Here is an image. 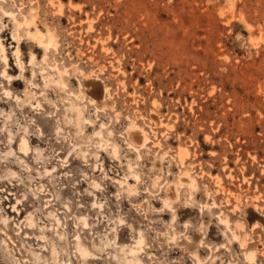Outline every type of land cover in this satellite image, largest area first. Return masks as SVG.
<instances>
[{
    "label": "rangeland",
    "instance_id": "1",
    "mask_svg": "<svg viewBox=\"0 0 264 264\" xmlns=\"http://www.w3.org/2000/svg\"><path fill=\"white\" fill-rule=\"evenodd\" d=\"M48 35L56 46L45 51L39 37ZM0 44V176L15 172L0 177L10 220L0 224V264H35L30 248L49 258L35 227L25 228L31 216L52 227L49 210L68 264H117L115 248L92 242L116 235V247L131 246L139 233L142 264H195L193 255L264 264V0H0ZM57 69L64 87L47 82ZM27 89L33 98L19 106ZM129 124L149 138L138 151L127 145ZM76 137L87 139L77 149ZM179 176L186 181L170 201ZM77 236L93 253L86 262L74 254Z\"/></svg>",
    "mask_w": 264,
    "mask_h": 264
},
{
    "label": "bare ground",
    "instance_id": "2",
    "mask_svg": "<svg viewBox=\"0 0 264 264\" xmlns=\"http://www.w3.org/2000/svg\"><path fill=\"white\" fill-rule=\"evenodd\" d=\"M26 22H27V20L25 21V23ZM36 35L38 36V35H40V33L37 32ZM39 39H41L40 40V43L43 45L45 51H47L49 48H51V49L52 48H55V46H56V42H55L53 36H51V35H48L46 37V41L45 42H42L43 36L39 37ZM0 46H1V44H0ZM2 51H3V49H2ZM3 61L6 62V57H3ZM64 73L65 72L63 70L61 71V70H58L57 69L58 80H56V81H50L48 79L47 82H49V84H51L52 87H54V88L64 87L65 84H64L63 79H62V76H63ZM2 74L4 76H6V72L5 71H3ZM43 78L47 79V77H44V76H43ZM8 79H10V77ZM104 89H108V88H104ZM104 89H102V90H104ZM102 92H104V91H102ZM4 93L6 95H9V92L8 91H5ZM64 94H65V92H64ZM71 95L73 96V94H71ZM90 95L92 96V94H90ZM58 97H60V99L62 101H64V102L67 101L68 106H69V109L71 111L75 112V117H77L76 119L78 120V118L80 117L81 113H80V111H78L77 108H75V106L73 104V100H71L69 98L64 99L63 98L64 96L62 97L61 95H59ZM32 98H33V94L27 89L25 91V94H24V99H19L18 97H16L15 100L17 101V104L19 106H22L23 104L28 103ZM102 99H104V98H102ZM93 101L91 102L89 100V102H91V104L94 103ZM102 101L103 100H101V102ZM30 106H32V105L30 104ZM38 106H39V104H38ZM100 107H101V105H100ZM77 125H78V121H77ZM4 128L6 129L8 135H9V137H8V143H10L12 141V134L10 133V130L7 129L6 126H4ZM127 129L128 130H127V132L125 134H127L126 135L127 136V139H126L127 140V145L130 148L138 151V149L140 150V148L145 147L146 144L149 142V138L146 135L147 133H145V131L142 130L141 128H139L137 125L129 124V127ZM25 130H26V128H24V131ZM56 130H58V128ZM110 134L111 133L108 132V135H110ZM76 138H77V142H78L77 145L74 147L76 149H77V146H79L81 143H84L87 140L86 138H83L84 139V142H81V141H79L78 137H76ZM111 148L113 149V154L116 155L117 154V146L115 144H113ZM18 150L22 154H28V152L30 151V144H29L28 139L25 136H22L21 137L20 142H19V145H18ZM12 152H13V150L11 149V146H9V152L6 153V155L11 154ZM36 152H37L36 154L38 156L41 155V153H40L39 150H36ZM97 154H98V152L94 150V156L96 158H97ZM78 155H79V157H81V159L82 158H85V152L80 151V148H78ZM186 156H187V150L184 147L183 148H179L178 149V152H177V157H178V161L180 162L181 165L183 164L184 159H185ZM43 173L46 174V175L47 174L48 175L51 174V172L49 170H47V169H45ZM43 173H41L40 171H36L35 174H36L37 177H40L41 175H43ZM14 175H15V172L13 170H11V169H8L6 171H3V174L0 177L1 178H5V177H8V176H14ZM187 178H188V180L185 183L189 186L190 190H192L193 187H194L193 181L190 180L189 177H187ZM177 180H178V182L176 183L175 186H169V187L167 186L168 188H166L167 189V199H169L170 201H172L177 196V187L178 186H182L184 184L183 182H184L185 179H183V181H182V179H180V176H179V178ZM20 185H22V186H24L26 188H29L28 187V184L26 182H21ZM91 185L93 186L94 189L98 187L97 184L94 183V182ZM120 185H122V183H120ZM43 188H44L43 185L36 186V191L37 192H41L43 190ZM31 192L32 191L30 190V194H31ZM31 195H32V199H34V198H36L37 193L35 192V193H32ZM49 202L50 201H47V203H49ZM94 205H96V204H94ZM165 205H167L166 201H165ZM13 206L14 205H12V209H14V211H15L16 209ZM99 207H101V206H99ZM18 211L19 210H17V212ZM46 217L52 219V221L54 223L52 225V227L38 225V223L36 224L35 221H34V219H33V217L31 216V217H28L26 219L25 228L28 227V229H31V228L35 227V229L38 231L37 233L39 235H35L34 234L33 237H35L38 240H41L42 243L48 244V246H49L48 247L49 248L48 249L49 258L47 260H42V258L40 257V255L37 252H35L33 249H31V248L28 250V252L30 253L31 257L33 258L35 264H39V263H41V264H47L48 263L49 264V262L51 264H56V263L57 264H68L65 261V258L64 257H67L68 258L69 257V254H67V251L64 248V246H61V244H65V240H66L63 231L60 230V228H59V226H61V221H60V219L57 217V215L52 210H49V211L46 212ZM76 218H78V217H76ZM77 220H79L81 222V225H82L81 227L82 228L88 229L89 231L91 230L90 224L87 222L86 218H84V217L80 218L79 217ZM9 222H10L9 217H7L5 215H2V210H1V207H0V224H2L3 227L8 228ZM18 224L17 223H14L13 224L15 226V228H17V230H15V232L17 234L22 233L25 237L28 238L31 233L26 232V231L23 232V229L21 227L22 225H18ZM39 224H41V223H39ZM48 233H50V235H51L50 237H48ZM6 235L9 236L8 234H6ZM115 237H116V235L115 236L113 235V238H109L108 235H104L103 238L99 237L97 243L94 242V241L92 242V248H93V250L94 251H97V250L98 251H104L107 247L112 246L113 248L116 249V253L114 255H112V258L115 260V262L117 264H142V261L140 259L139 254L142 251H144V239H143L141 233L138 234V237H136L134 244L131 245V246H119V247H116L117 244L115 243V241H116L115 240ZM75 240H76V242L74 243V246H73L74 254H75V256L80 261L86 262V260L89 257L91 258V256H93V253L83 244L82 239L80 238V236H77ZM244 243L246 244V242H244ZM41 247L42 248H45V246H41ZM0 252L5 256V254L3 253V249L1 247H0ZM120 256H123V257L122 258H119ZM193 257L196 260V263L195 264H201L200 260H198L196 258V255H193ZM244 257H245L246 260H248L249 262H251L255 258V252H253V251L250 252L249 251L248 253H245L244 254Z\"/></svg>",
    "mask_w": 264,
    "mask_h": 264
}]
</instances>
